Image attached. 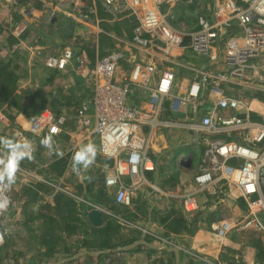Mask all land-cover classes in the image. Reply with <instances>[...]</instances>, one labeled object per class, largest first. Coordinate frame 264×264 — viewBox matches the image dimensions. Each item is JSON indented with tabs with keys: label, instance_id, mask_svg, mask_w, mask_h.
<instances>
[{
	"label": "crops",
	"instance_id": "crops-1",
	"mask_svg": "<svg viewBox=\"0 0 264 264\" xmlns=\"http://www.w3.org/2000/svg\"><path fill=\"white\" fill-rule=\"evenodd\" d=\"M76 2L81 6L83 16L90 8H94L95 12L90 13L89 19H80L57 10L55 0H26L17 5L11 0H0V45L8 48V52L0 57V136L19 131L33 144V159L20 164L26 176L22 178L23 187L17 200H24L22 192L27 187L39 186L37 199L26 203L19 215L26 216L27 227H32L27 223L29 220L42 216L58 221L59 215L52 196L61 192L76 202L82 222L77 235L60 238L52 253L47 254L46 248L41 245L46 256L62 253L67 258L39 264H67L72 259H84V263L92 264H176L173 248H178V264H207L196 256L219 264H264V242L257 231L233 229L226 235L218 236L214 230L220 222L233 226L244 217L245 206L236 192L232 190L230 194L225 187V193L216 197L196 191L190 165H184V170L177 166L176 158H180V154L192 158V153L198 149L202 152L203 144L191 143L190 152L181 150L173 160L176 163L167 161L164 167L163 160L170 156V151L163 150L166 145L164 135L170 130L157 133L151 150L157 167L154 172L147 174V178L149 183L156 182L160 192L154 193L149 183L142 185L134 192L131 205L125 207L114 201L113 189L105 187L103 183L104 174L112 160L99 156L95 140L83 141L72 120L74 107L91 94L90 69L98 58L111 50L119 49L124 54L117 70L118 79L129 74L133 56L145 58L155 62L158 68L173 71L172 93L178 95L186 90L195 76H206L221 69V54L211 60L207 55L192 53L187 47H178L171 50L168 59L154 49H149V55H145L143 51L130 46L136 25L133 16L127 12L112 14L96 0ZM235 4L236 0H166L160 5V13L174 27L193 31L197 26L198 15L209 17L214 13L222 19ZM67 9L66 5V12ZM14 17L28 24L27 31L19 41L10 37L5 28V24ZM231 25L235 27V21ZM188 42L189 38L185 37L184 44ZM67 45L77 46L84 51L81 63L67 65L62 70H52L44 66L42 58L33 55L34 48H42L45 56L58 53ZM88 47L93 48V54L88 53ZM4 76L11 79L10 87L21 97L18 102L13 101L11 95L4 96L1 84ZM259 77L264 78V69L260 71ZM232 89L248 99H255L254 94L259 92L239 86H233ZM208 105L209 102L204 101L203 106ZM43 111L66 116L64 132L53 136L55 149L62 152V156L55 152L50 154L48 149L40 145V139L49 135L46 131L37 134L29 131L31 122ZM253 115L262 119L264 108L258 107V112ZM85 144H94L96 147L95 162L83 173L90 179L81 181L77 177L75 182H70L67 175L72 171V155ZM168 175H172L171 178ZM46 178L53 182L52 190H49ZM98 186L102 187L106 197L101 204L90 196ZM88 187L91 191L86 190ZM190 192H195L197 201V208L191 215L181 207L182 196ZM88 201L99 206V225L92 224L88 218L92 210L86 203ZM175 219L181 223L176 220L179 223L177 225ZM106 225L114 229V235L106 247L91 251L80 247L85 229H104ZM162 239L168 242L162 243ZM140 240L144 243L128 247ZM160 244L164 246H158ZM66 245L71 249L66 248ZM69 252L74 255H68Z\"/></svg>",
	"mask_w": 264,
	"mask_h": 264
},
{
	"label": "built area",
	"instance_id": "built-area-1",
	"mask_svg": "<svg viewBox=\"0 0 264 264\" xmlns=\"http://www.w3.org/2000/svg\"><path fill=\"white\" fill-rule=\"evenodd\" d=\"M11 1L19 4L18 0ZM96 1L112 14L127 12L133 16L136 25L130 46L145 55L154 49L168 59L173 48L187 47L211 60L220 53L223 62L221 69L195 76L178 95L172 93L173 71L158 68L153 61L133 56L129 74L118 79L117 70L124 58L121 50H111L96 60L89 73L91 94L74 107L72 120L81 139L95 140L99 156L112 160L103 183L113 189L114 201L129 207L134 192L149 183L147 174L157 167L151 154L154 137L172 129L176 125L173 117L180 115L184 117L181 126L192 135L190 144H203L192 176L196 191L217 197L225 193L226 187L230 194L235 191L245 206L241 221L233 226L220 222L214 227L216 234L249 229L257 231L264 242V116L253 118L258 107L264 105L232 89L239 86L264 93V78L259 77L264 69V0H236L222 19L214 13L209 17L200 14L193 31L174 27L160 13V5L166 0ZM55 2L57 10L73 18L89 19L90 13L95 12L90 8L83 16L76 0ZM5 26L9 36L17 41L28 29L23 19L7 22ZM185 37L189 38L188 44H184ZM33 51L34 57L42 58L44 66L52 70L81 63L84 55L82 49L73 45L45 56L42 48ZM7 52V46L0 45V57ZM132 87L145 93V99L138 105L129 102ZM204 101L209 102L207 107L203 106ZM66 122L64 114L43 111L31 122L29 131L35 134L46 131L57 136L64 132ZM57 128L59 131L54 132ZM182 158L186 157L180 154L176 162ZM148 186L154 193L160 192L156 182ZM7 191L8 186L0 184V200L5 201L0 212L8 205ZM195 192L181 198V207L189 215L197 208ZM86 203L91 209L99 207L90 201ZM166 242L162 239V243ZM196 257L207 264H219L203 256Z\"/></svg>",
	"mask_w": 264,
	"mask_h": 264
},
{
	"label": "rangeland",
	"instance_id": "rangeland-1",
	"mask_svg": "<svg viewBox=\"0 0 264 264\" xmlns=\"http://www.w3.org/2000/svg\"><path fill=\"white\" fill-rule=\"evenodd\" d=\"M16 17H14L13 20L20 19ZM140 98L144 100L145 94L132 87L129 96V102L138 105L141 100ZM173 118L176 119L174 120L176 125L173 126L168 133L166 132V135H164L166 145L163 147V150H165V152L170 151V156L168 159L163 160L162 166L164 167L167 161L168 163L173 162L174 158L181 150L183 151V149H185L186 151L190 152L189 141L192 139V135L188 130L181 126L183 121L181 120L180 115L174 116ZM192 154V158H182L181 162L177 163V166H179L182 170H184V165H190V175L195 172L196 165L201 154L200 149ZM175 163L176 162L174 161L173 164ZM24 176H26V171L19 170L17 172L15 182L10 187H8V205L0 212V264H39L40 262H55L56 260L59 261L62 260V258H67L68 256L66 255L63 257L62 253L58 254L57 256H46L44 251L41 249L40 244L41 232H39V225L41 224V220L39 218L36 220L31 219L27 223L31 224L32 227H27L26 216L19 215L20 208L23 205V200H17V196L22 190V178ZM67 176L70 182H75L77 178V176L72 171ZM168 176L171 178L172 175ZM48 179L50 178H46L45 182L47 185H49V190H52L54 188V184ZM64 189L65 188H61V190ZM72 195L75 194L72 193ZM66 244H68V241ZM69 247L70 246L66 245V248ZM71 252H69L68 255L73 256L74 254H70ZM67 262V264H92L84 263V259L81 261L72 259Z\"/></svg>",
	"mask_w": 264,
	"mask_h": 264
},
{
	"label": "trees",
	"instance_id": "trees-1",
	"mask_svg": "<svg viewBox=\"0 0 264 264\" xmlns=\"http://www.w3.org/2000/svg\"><path fill=\"white\" fill-rule=\"evenodd\" d=\"M26 0H18L19 3H22ZM87 51L89 54H93V48L88 47ZM11 79L9 77H3L1 82L2 90L4 91V96H12V100L18 102L20 96L10 87ZM254 97L264 104V93L258 92L254 94ZM19 107V106H17ZM253 118L257 119V116L253 115ZM39 186L34 185L27 187L24 192H22V198L24 205L21 206L20 211L24 210L26 203L35 201L37 199ZM87 191H91L88 187ZM90 196L92 199L101 204L105 199V194L102 192V187L98 186L95 192H91ZM52 201L58 211L59 220L56 221L54 218L42 216L39 219L41 224L39 225L40 233V244L46 248V253H52L53 248L58 240L62 237H70L77 235L78 228L82 225L80 214L78 213L76 202L66 196L61 192H57L52 196ZM175 219V223L178 225L180 220ZM83 241L80 244V247L86 250H97L103 247L111 241V238L114 235V229L111 225H106L104 229H85L83 231Z\"/></svg>",
	"mask_w": 264,
	"mask_h": 264
},
{
	"label": "clouds",
	"instance_id": "clouds-1",
	"mask_svg": "<svg viewBox=\"0 0 264 264\" xmlns=\"http://www.w3.org/2000/svg\"><path fill=\"white\" fill-rule=\"evenodd\" d=\"M54 132L59 129H53ZM40 145L48 149L49 153L55 152L62 156L63 153L56 151L53 135L42 137ZM32 141L22 136L17 131L8 136H0V184L10 187L16 180L20 164L25 160L33 159ZM96 147L94 144H85L76 150L72 155V172L81 181L89 180L90 177L84 175L90 166L95 162Z\"/></svg>",
	"mask_w": 264,
	"mask_h": 264
},
{
	"label": "water",
	"instance_id": "water-1",
	"mask_svg": "<svg viewBox=\"0 0 264 264\" xmlns=\"http://www.w3.org/2000/svg\"><path fill=\"white\" fill-rule=\"evenodd\" d=\"M88 218H89V220L91 221L92 224L99 225L100 224V212H99V210L98 209L90 210L89 213H88ZM138 243H144V241L143 240L137 241V242H135L133 244H130L128 247H133V246H135ZM158 246H164V245L160 244ZM172 250H173V252L175 254L176 264H178V258H179L178 248H173ZM86 253H88V252H86ZM92 253H94V252H92ZM81 254H85V252L81 253Z\"/></svg>",
	"mask_w": 264,
	"mask_h": 264
},
{
	"label": "bare ground",
	"instance_id": "bare-ground-1",
	"mask_svg": "<svg viewBox=\"0 0 264 264\" xmlns=\"http://www.w3.org/2000/svg\"><path fill=\"white\" fill-rule=\"evenodd\" d=\"M5 206V201L4 200H0V209H2Z\"/></svg>",
	"mask_w": 264,
	"mask_h": 264
}]
</instances>
